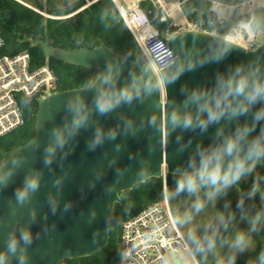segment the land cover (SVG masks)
<instances>
[{
	"label": "water",
	"instance_id": "obj_1",
	"mask_svg": "<svg viewBox=\"0 0 264 264\" xmlns=\"http://www.w3.org/2000/svg\"><path fill=\"white\" fill-rule=\"evenodd\" d=\"M159 37L177 56L174 64L161 70L160 78L148 62L140 64L106 43L92 49L67 50L50 46L35 35L22 40L31 47H40L47 58L96 69L99 75L90 86L55 92L44 98L37 113L34 139L15 149L0 165L3 181L0 183V254H5V264H18L21 249L25 264H61L67 259L102 251L109 242V223L115 206L122 203L121 192L151 178L177 175L178 170L188 168L198 146L218 144L238 125L252 121L253 113L261 105H255L247 115L233 117L232 110L244 101L242 97L229 95L221 101L225 115L206 130L199 127L172 130L164 123L174 107L183 110L186 95L194 89L206 91L213 104L222 98L226 89L218 81L221 78L226 81L230 76L238 79L235 73L238 67L249 74L250 83L257 78L264 80V42L247 49L226 36L197 30L167 38L159 29ZM108 65L119 73L118 86L135 76L141 87L158 82L159 90L151 95L142 93L139 100L100 115L94 107L95 85ZM174 77H178L175 82L168 83ZM77 96L85 102L82 115L87 118V124L62 149L55 148L52 130L63 129L65 125L70 129L72 114L66 109V102ZM153 117L157 127L150 124ZM161 124L164 126L160 127ZM97 129L103 131L105 139L90 149ZM109 131L116 133L115 139H107ZM259 131L258 126L251 136ZM49 147L54 148L51 156L46 153ZM46 158L51 159V164L45 163ZM251 174L241 179L248 180ZM27 179H36L38 188L29 192L21 203L16 193L24 188ZM22 231L30 232L32 243L25 245L21 241L15 255L7 253L9 239L15 237L19 241ZM172 259L174 264H185L175 256Z\"/></svg>",
	"mask_w": 264,
	"mask_h": 264
},
{
	"label": "trees",
	"instance_id": "obj_2",
	"mask_svg": "<svg viewBox=\"0 0 264 264\" xmlns=\"http://www.w3.org/2000/svg\"><path fill=\"white\" fill-rule=\"evenodd\" d=\"M212 1L214 0H165L168 4L180 3L188 20L216 23L214 31L224 36L235 33L240 20L251 18L248 12H243L242 4L248 0H216L234 6L230 17L223 24H219V13L212 10ZM138 6L149 14L156 28L163 32L168 29L172 33L178 31L172 19L161 22L158 9L152 0H141ZM252 27L257 34L264 32V4L255 8ZM31 35L43 39L50 46L67 50L82 47L92 49L100 46L101 43H106L117 53L140 64L146 62L145 58L141 59L138 43L114 0H0V36L5 42L0 54L14 55L28 51L34 63H48L57 77L54 93L90 86L98 77V70L72 66L54 58H47L40 47H31L29 43L22 42L25 37ZM40 103V97L21 99L20 107L24 123L0 139V165L15 149L34 139ZM176 179V174H166V183L171 196L176 195L172 191ZM259 184H264V161L255 166V171L248 180L241 179L236 185L239 186L242 197L248 198L258 193L253 194L252 190L254 185L259 186ZM163 189L164 177L151 178L132 190L121 192L122 203L116 204L112 214L106 248L92 256L67 259L61 264L117 262L121 255L122 222L161 200ZM177 195L189 200H200L209 205L217 203L216 197L208 198L205 189H201L196 194L182 192ZM188 213L186 208L177 210L175 217L181 221L183 228L185 227L183 221L188 218ZM258 231V235L255 233V248L247 256L236 259L235 264H264L260 256L261 251L264 250V221ZM187 237L193 240V235Z\"/></svg>",
	"mask_w": 264,
	"mask_h": 264
},
{
	"label": "clouds",
	"instance_id": "obj_3",
	"mask_svg": "<svg viewBox=\"0 0 264 264\" xmlns=\"http://www.w3.org/2000/svg\"><path fill=\"white\" fill-rule=\"evenodd\" d=\"M235 73L239 76L238 79L229 77L225 81L221 78L218 84L221 88L226 89L222 98H217L215 103H212V97L206 91L194 89L188 93L183 101V110L179 107H174L173 111L166 116V123L172 130L181 128L184 130L199 127L202 131L206 130L209 124L218 122L224 115L225 110L221 107L222 99H226L229 95L242 97L243 103L232 110L233 117L247 115L250 109L255 105L260 104L253 113L252 121L238 125L235 131L218 143L207 147L198 146L196 156L190 157L188 168L178 170L174 193L179 194L187 192L188 194H196L201 189L207 191L209 199L214 198L221 192L238 184L241 178L255 171V166L261 161H264V80L257 78L250 83L249 74L244 73L243 69L238 67ZM119 73L114 71L112 65H108L103 75L99 77V82L95 85L94 107L95 111L100 115H106L115 110L122 104H131L133 100H139L142 93L151 95L159 90V83H145L140 86L138 78L131 76L130 80L123 86H118ZM174 77L168 80V83H174ZM183 90V89H182ZM85 108V102L79 97H74L66 102V109L72 114L71 127L67 125L63 129L54 128L51 133L52 142L55 148L62 149L67 140L74 137L77 132L86 126L87 118L82 115ZM153 127H157L156 118L150 120ZM161 124L160 127H163ZM260 131L257 135L251 136V133L256 131L257 127ZM129 129L131 124L129 122ZM134 131V130H133ZM116 133L109 131L107 139H115ZM105 139V134L102 130L97 129L94 139L89 144L90 149H94L101 144ZM179 139V138H178ZM183 151V148L181 149ZM47 155L54 154V148L46 149ZM198 156V161L197 157ZM51 159H45L46 164H51ZM143 175V171L141 172ZM3 181L0 180V183ZM38 188L36 179H27L25 186L19 189L16 193L17 200L23 203L29 195V192H35ZM253 194L261 192L264 198V191H261L258 185L253 186ZM204 202L197 200L194 204L195 210L199 212L204 207ZM53 212H55V203H53ZM67 210V206L65 208ZM259 215L251 221L250 231L257 230L256 224ZM25 245L32 243V236L28 231H22L19 241L12 237L7 244V253L15 255L18 249L19 242ZM252 246L251 237L244 231L236 234L232 247L238 252H245ZM214 247V242H208V248ZM203 251V249H198ZM19 257L18 264H25L26 257ZM261 260L264 261V250L261 251ZM5 254H0V264H5ZM229 264H235L233 256Z\"/></svg>",
	"mask_w": 264,
	"mask_h": 264
},
{
	"label": "built area",
	"instance_id": "obj_4",
	"mask_svg": "<svg viewBox=\"0 0 264 264\" xmlns=\"http://www.w3.org/2000/svg\"><path fill=\"white\" fill-rule=\"evenodd\" d=\"M152 1L158 9L161 22L171 19V9L163 0ZM254 1L248 0L242 4L243 7H248L247 12L251 18L240 20L235 33L226 36H231L233 41L247 49H254L259 45L258 34L252 27ZM114 2L138 43L146 62L160 78L161 70L174 64L177 56L172 53L166 42L160 39L159 29L153 25L146 11L139 6L128 10L119 5L117 0ZM233 8L234 6L212 1V10L219 13V24H223L227 19L221 16L220 12ZM215 28L214 22H199L194 19L180 26L183 31L197 30L218 34L214 31ZM176 33L179 32L172 33L169 29L163 32L167 38ZM4 46L5 42L0 36V50ZM56 81L57 77L53 68L48 63H34L28 51L14 55L0 54V139L24 123L20 107L21 99L41 97L47 91L53 92ZM180 248L190 250L189 243L175 217L167 193L165 175L162 199L123 222L121 255L113 264H174L172 256L176 257Z\"/></svg>",
	"mask_w": 264,
	"mask_h": 264
},
{
	"label": "rangeland",
	"instance_id": "obj_5",
	"mask_svg": "<svg viewBox=\"0 0 264 264\" xmlns=\"http://www.w3.org/2000/svg\"><path fill=\"white\" fill-rule=\"evenodd\" d=\"M118 1L128 10H132L140 2L139 0ZM163 1L165 2V0ZM166 4L171 9L170 17L178 27V32L183 31L180 29V26L186 25L188 19L182 7L175 3ZM263 4L264 0H255L253 2L255 8ZM232 10L233 9H226L221 11L220 14L225 18H229L232 14ZM247 11L248 7L244 6L243 12ZM262 42H264V32L258 34V44ZM140 57L143 60L145 58L142 52ZM52 93L51 91L45 92L40 97V102ZM259 188L261 191H264V184H259ZM167 193L175 216L179 209L186 208L189 212L188 218L183 221L184 228L181 221L176 218L190 246L189 251L180 248L176 253V257L180 258L185 264H225L229 263L233 256L235 260L245 257L255 248V236L259 234L258 229L264 221V198H262L261 192L244 198L242 197L239 186L234 185L215 196L217 200L216 204L212 203L209 205L204 202L205 206L199 212H197L194 207L197 201L196 199H185L177 194L171 196L168 187ZM258 215L259 219L256 224L257 230L252 232L250 231L251 221L256 219ZM240 231L247 233L252 240V246L242 253L236 251L232 247L235 236ZM187 235H193V240H189ZM209 241L214 242V247L211 249L208 248ZM198 249H203V251H199Z\"/></svg>",
	"mask_w": 264,
	"mask_h": 264
},
{
	"label": "crops",
	"instance_id": "obj_6",
	"mask_svg": "<svg viewBox=\"0 0 264 264\" xmlns=\"http://www.w3.org/2000/svg\"><path fill=\"white\" fill-rule=\"evenodd\" d=\"M139 1H141V0H139ZM117 2H118L119 5L123 6L122 4H120V2H119L118 0H117ZM137 6H138V5H137ZM137 6H135V7H137ZM135 7H134V8H135ZM179 32H180V31H179ZM181 32H182V31H181Z\"/></svg>",
	"mask_w": 264,
	"mask_h": 264
},
{
	"label": "bare ground",
	"instance_id": "obj_7",
	"mask_svg": "<svg viewBox=\"0 0 264 264\" xmlns=\"http://www.w3.org/2000/svg\"><path fill=\"white\" fill-rule=\"evenodd\" d=\"M227 38H228L229 40H233V38H232L231 36H228Z\"/></svg>",
	"mask_w": 264,
	"mask_h": 264
}]
</instances>
